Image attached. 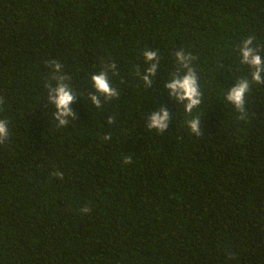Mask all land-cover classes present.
Here are the masks:
<instances>
[{
	"label": "trees",
	"instance_id": "trees-1",
	"mask_svg": "<svg viewBox=\"0 0 264 264\" xmlns=\"http://www.w3.org/2000/svg\"><path fill=\"white\" fill-rule=\"evenodd\" d=\"M247 38L264 61V0H0V264H264V66L256 83ZM189 69L191 113L166 87ZM59 77L76 97L64 126ZM242 80L240 112L226 97Z\"/></svg>",
	"mask_w": 264,
	"mask_h": 264
},
{
	"label": "clouds",
	"instance_id": "clouds-1",
	"mask_svg": "<svg viewBox=\"0 0 264 264\" xmlns=\"http://www.w3.org/2000/svg\"><path fill=\"white\" fill-rule=\"evenodd\" d=\"M251 45V38H247L244 40L243 45L240 49L243 58L242 63L248 64L255 68V71L252 73V79L256 83H260V72L262 71V66H264V61H262L261 56L254 51ZM143 56L146 61H153L151 66L147 69L148 75H145L143 77L144 81L150 84L151 81L149 80V75L154 74L156 71L157 53L155 51L145 49L143 52ZM176 57L177 60L180 63L184 64L185 67H187V61L191 58L189 56H185L183 51L177 52ZM51 64L54 67V71L58 73L62 66L55 61H51ZM59 79L61 80V82L55 89L51 90L54 95L50 94L49 99L55 105L56 119L58 120L59 125L64 126L67 124V120L62 119L61 117H69L73 114L69 106L76 99V97L70 90V88L62 82L63 77H59ZM91 81L93 87L97 92L102 93L108 97L116 95L115 90L110 87L107 77L103 72H101L100 74L92 75ZM166 87L170 90V96H174L179 101H187V103L185 104V112L191 113L192 110L200 104V93L198 91L197 79L191 69H189L187 74L183 75L182 77L173 78L172 81L166 85ZM248 90V81L242 80L228 92L226 99L234 103L237 110L243 112L245 104L244 96ZM92 101L93 104L99 107V102L95 96L92 97ZM168 115V111L164 109H161V112L159 113H153L147 127L150 129H156L158 132L163 131L167 128ZM189 128L192 133L200 135L199 119H192L189 122ZM8 136V123L6 120L0 119V144H3L7 140ZM108 139L109 137H104L105 141H107ZM124 163H130V158L126 157ZM55 175L61 176L62 174L57 171Z\"/></svg>",
	"mask_w": 264,
	"mask_h": 264
}]
</instances>
